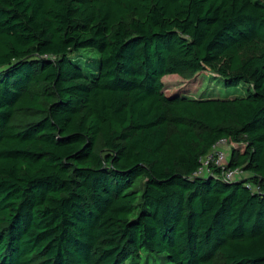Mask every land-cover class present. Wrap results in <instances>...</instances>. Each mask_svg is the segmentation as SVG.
<instances>
[{
  "label": "trees",
  "instance_id": "obj_1",
  "mask_svg": "<svg viewBox=\"0 0 264 264\" xmlns=\"http://www.w3.org/2000/svg\"><path fill=\"white\" fill-rule=\"evenodd\" d=\"M158 262L264 264V0H0V264Z\"/></svg>",
  "mask_w": 264,
  "mask_h": 264
},
{
  "label": "rangeland",
  "instance_id": "obj_2",
  "mask_svg": "<svg viewBox=\"0 0 264 264\" xmlns=\"http://www.w3.org/2000/svg\"><path fill=\"white\" fill-rule=\"evenodd\" d=\"M165 84V89L168 91L174 87H183L189 93L192 98L198 97H226L227 93H232L233 90H226L220 83L219 78L215 74L209 72L203 73L201 76L198 75L191 81H185L178 76L170 75L163 78ZM202 86V88H201ZM227 154L230 153V149H226ZM212 151L209 153L211 154ZM228 156V155H227ZM206 157L203 158L202 163H204ZM199 175H202L199 173ZM252 189H255L252 187ZM157 264H162L158 262Z\"/></svg>",
  "mask_w": 264,
  "mask_h": 264
},
{
  "label": "built area",
  "instance_id": "obj_3",
  "mask_svg": "<svg viewBox=\"0 0 264 264\" xmlns=\"http://www.w3.org/2000/svg\"><path fill=\"white\" fill-rule=\"evenodd\" d=\"M229 148L227 146V144L225 143L224 140H221L219 143H217V145L215 147H213L212 149V153L209 154L206 157L205 162L203 163V166L199 169V171L197 172L198 176L202 174H206L208 173L209 169H208V164L211 162L212 158L215 159V164L222 167L224 169V164L227 160V155H229V153L227 154L226 149ZM222 177L225 181H234V180H240L243 177V172L241 170H234V171H230L227 170L223 171L222 173Z\"/></svg>",
  "mask_w": 264,
  "mask_h": 264
}]
</instances>
